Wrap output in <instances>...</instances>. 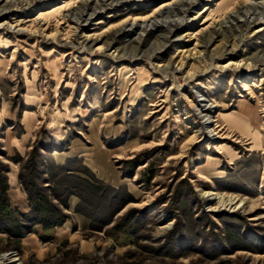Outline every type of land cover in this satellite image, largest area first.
Masks as SVG:
<instances>
[{
  "label": "rangeland",
  "instance_id": "obj_1",
  "mask_svg": "<svg viewBox=\"0 0 264 264\" xmlns=\"http://www.w3.org/2000/svg\"><path fill=\"white\" fill-rule=\"evenodd\" d=\"M0 171L4 264H264V0H0Z\"/></svg>",
  "mask_w": 264,
  "mask_h": 264
},
{
  "label": "trees",
  "instance_id": "obj_2",
  "mask_svg": "<svg viewBox=\"0 0 264 264\" xmlns=\"http://www.w3.org/2000/svg\"><path fill=\"white\" fill-rule=\"evenodd\" d=\"M0 184L2 185V189L0 191V225L2 223H4L5 221H12L14 222L11 213L7 207V199H6V195H5V191H6V185H5V178L3 177L1 171H0ZM85 188L88 192H90L91 194L93 193H97L98 192V187L96 185H94L93 183H90L88 181H85ZM33 206H32V210L41 212V213H45V219L44 221H47L48 223V228H52L54 226H56L59 222H60V218L56 217L53 219V214L55 213V209L54 207L48 203L46 201V199L44 197H42L40 195V193H36L33 200H32ZM49 215V216H48ZM87 217L89 218V215H87ZM10 221V222H11ZM16 229H13L11 232L12 234H14V236H16L17 238L20 237V233L18 231V228L15 227Z\"/></svg>",
  "mask_w": 264,
  "mask_h": 264
},
{
  "label": "bare ground",
  "instance_id": "obj_3",
  "mask_svg": "<svg viewBox=\"0 0 264 264\" xmlns=\"http://www.w3.org/2000/svg\"><path fill=\"white\" fill-rule=\"evenodd\" d=\"M169 4H162V5H160L155 11H157V10H160V9H162V8H166L167 6H168ZM160 15V14H159ZM158 16H155V17H153V21L150 23V26H151V28H157V27H160L162 24V21H160V23L158 22ZM148 19H150V18H147V19H144V20H142V22H145V21H148V22H150ZM165 23V22H164ZM169 24H171V23H169ZM200 112H203V110H200ZM231 204H233L231 201L229 202V203H227V205H231ZM226 204H225V206H227ZM7 260V257L6 256H3V257H0V264H4V262ZM15 260H13L12 262H9L10 264L11 263H13Z\"/></svg>",
  "mask_w": 264,
  "mask_h": 264
}]
</instances>
